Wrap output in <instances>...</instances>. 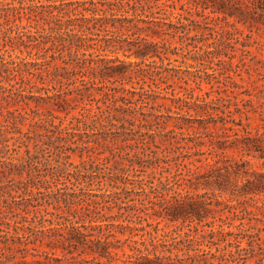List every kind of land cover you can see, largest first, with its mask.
<instances>
[{
	"label": "rangeland",
	"instance_id": "374dc122",
	"mask_svg": "<svg viewBox=\"0 0 264 264\" xmlns=\"http://www.w3.org/2000/svg\"><path fill=\"white\" fill-rule=\"evenodd\" d=\"M0 13L8 18H0V42L10 39L0 61L14 68L0 70V85L13 92L0 99V264H130L128 246L146 253L150 240L152 256L236 264L220 258L234 249H223L233 237L218 242L209 231L264 228L255 208L264 194L194 191L183 178L218 156L246 162L247 174L230 175L237 186L264 171V158L243 138L264 145V26L217 18L200 0H0ZM77 36L81 46L61 44ZM138 45L148 52L143 62L132 53ZM154 51L160 57L149 56ZM57 125L74 137L58 139ZM142 178L170 194L214 193L235 208L200 222H171L153 209L123 221L124 213L113 222L142 229L113 227L107 238L95 230L111 243L103 255L81 243L83 225L118 216L123 209L108 200L131 204ZM212 216L223 222L205 225ZM239 247L249 248L247 240ZM253 248L238 264H264Z\"/></svg>",
	"mask_w": 264,
	"mask_h": 264
},
{
	"label": "trees",
	"instance_id": "16d2710c",
	"mask_svg": "<svg viewBox=\"0 0 264 264\" xmlns=\"http://www.w3.org/2000/svg\"><path fill=\"white\" fill-rule=\"evenodd\" d=\"M201 3L204 5L205 9H209L211 13H214L217 15V18L227 20V18H234L236 22H242V23H248L250 27L255 26L256 28H260L261 26H264V0H200ZM77 2V1H75ZM93 4V2H91ZM79 5V4H78ZM77 9L76 6L71 8L70 11H73ZM83 10H90L92 13L96 11L95 8H87L84 7ZM4 17L5 20L8 22V18L6 14L0 13V18ZM91 17V16H90ZM93 17V16H92ZM86 16L81 18L85 19ZM96 18V17H95ZM5 21V22H6ZM0 25L2 23L0 22ZM77 29H81V24H77ZM88 29V27H86ZM9 38V36H6ZM1 41V39H0ZM4 41L3 43L0 42L1 46H5L7 41L2 39ZM66 41L68 46L75 45V46H81V39L80 36H77L76 39H63ZM249 52V51H246ZM135 56L141 57L143 62V59L145 56H147L148 52L145 50L144 47L137 46L135 50L132 52ZM173 54L177 53L175 51L172 52ZM156 55L158 57L159 53L153 52V54L149 56ZM117 59V58H116ZM119 60V59H117ZM11 63V62H10ZM8 61H0V70H14L13 67L9 66L10 64ZM133 62L129 61L128 64H132ZM84 64H77L76 66L74 64L73 67H83ZM260 67L264 68V60L262 61ZM76 70L75 68L71 69ZM11 79V78H6ZM0 99L12 98L13 92H11V89H8L2 85H0ZM21 97V96H20ZM127 110L130 108H126ZM13 114V112H8ZM123 118L118 119L120 121ZM58 126V125H57ZM55 126V130L57 131V134H60L58 136V139H65L64 136H61L63 134H67L70 136V139L74 137L75 132L66 131L65 129L59 128ZM54 131V132H56ZM246 141H244V147L250 151H259L258 157L264 158V145L257 146L255 144H252V142L249 140L248 136L243 137ZM220 145V144H219ZM222 147V146H219ZM228 147V146H224ZM196 161L200 162L201 159H197ZM228 162V164H226ZM246 164L245 161L238 163L235 160H227L223 159L222 156H218L217 158L212 159V161H207L203 165H198L193 169V171H187L184 173V185H186L187 188H191L194 191H197L200 188H205L210 185L214 186L215 189L218 190V192H229L231 196H249L250 198L252 196L261 195L264 194V171L263 172H256L253 173L252 178H246L245 182H243L240 186H237V184L230 179V175H234L235 177L238 175L247 174V170H245L242 167ZM142 166V164H139ZM101 178V176L99 177ZM109 181H112L109 179ZM139 190L135 191V194H138V198H129V201H132L131 204H127L126 202L119 200L120 202L124 204L118 203V197H116V200H108L113 201L114 205L118 209H123V212H121L118 216H112L110 218L104 217L101 218L100 221H105L100 224H89V225H83L84 229L87 230L86 232H77L79 236H81L82 240L81 243H90L92 245V250L95 252H98L99 255H103L106 252V248H108V245L111 243L106 241V239L102 240L98 234H95V230L98 231V233L106 234V238L109 236H113V233L111 232V228L119 227L121 229V232H123L124 228H128L131 231L133 230H141L142 228H137L135 225H131L129 223H114L112 219H115L116 217H122L124 213H128L124 215L123 221L131 216L138 217L141 219V214H148L149 209H153L152 215H155L157 217L165 218L169 221H176L178 219L183 220H193V218H197L200 221H202V218L206 217L208 213H216V212H224L225 210L230 211L231 208H235L234 206L230 205L229 203H223L220 201L214 193L209 194L207 191L203 193H197V192H190L186 190L184 193L174 191L171 194L168 192L169 189L165 187L164 185H155L152 180H146V179H140L139 180ZM75 195V194H73ZM101 195H108L107 193L104 194H98L95 193L92 196H101ZM103 202H106L107 200H101ZM93 203H99L96 201H93ZM222 205V206H220ZM255 208L259 211V214L262 215V218H256L257 221H261L264 223V203L260 206L255 205ZM261 209V210H260ZM243 210H246L245 208ZM129 213H132L129 215ZM149 215V214H148ZM213 219L209 222H207L205 225L211 226L215 220L223 222L221 216L215 217L212 216ZM110 220V221H107ZM222 224H219V227ZM242 225V222L239 224ZM253 227V226H250ZM264 230V228H258L257 232L251 233L249 232V229L244 230L243 232H233V231H223L221 229L215 231L210 230L209 231V237L212 239L213 236L219 234L220 238L218 239V242H224L226 241L227 236H232L233 238L225 243V246L223 249L227 247H234L233 250H229L228 252V258L225 256V253L220 255L221 260H230L232 262H235L238 264V262L241 260L243 263L248 259V256H246L247 250L254 251L253 245H257L260 249L259 253L261 256L259 260L264 258V248L262 247V244L264 243V238H262L261 235H259V231ZM73 234L68 233L62 234V236L66 239H70ZM246 239L247 245L249 248H243L239 247L240 242ZM79 242V240H77ZM211 244H216L217 242H214L213 240H210ZM144 245V250H146V253H143L141 248L137 246H128L131 251L134 252L135 255H129L130 258L133 259H127V263L130 264H195L199 262L198 257L201 254H193L188 256L190 263H185L183 259L175 255L174 257L168 256H158V255H150V252H153L156 249V245L153 243L152 240H150V246L149 248L147 245L142 243ZM164 247V244H162ZM256 253V254H257ZM207 254V253H202ZM255 254H250V257H253Z\"/></svg>",
	"mask_w": 264,
	"mask_h": 264
}]
</instances>
